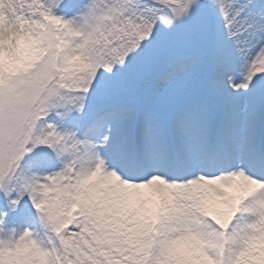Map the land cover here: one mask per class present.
Returning <instances> with one entry per match:
<instances>
[{
	"label": "snow or ice",
	"instance_id": "obj_1",
	"mask_svg": "<svg viewBox=\"0 0 264 264\" xmlns=\"http://www.w3.org/2000/svg\"><path fill=\"white\" fill-rule=\"evenodd\" d=\"M0 264H264V0H0Z\"/></svg>",
	"mask_w": 264,
	"mask_h": 264
}]
</instances>
